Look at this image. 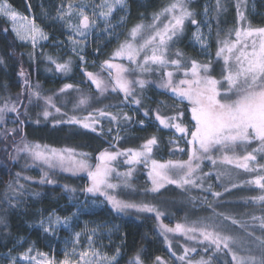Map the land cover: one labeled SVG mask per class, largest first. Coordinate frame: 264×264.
<instances>
[{
    "label": "snow or ice",
    "instance_id": "6c2138e0",
    "mask_svg": "<svg viewBox=\"0 0 264 264\" xmlns=\"http://www.w3.org/2000/svg\"><path fill=\"white\" fill-rule=\"evenodd\" d=\"M228 2L215 0L213 4L206 0L203 11L198 13L193 7L195 0H168L152 12L150 18L146 19L141 13L140 20L127 28L123 38L119 30L127 27L129 0H68L66 4L62 0L54 15L42 6L43 18L59 24L65 32L69 51L78 57L85 82H90L89 87L94 86L96 95L81 92L70 83H65L58 93L45 94L39 83H32L30 74L22 66L17 72L21 92L15 99L8 92V85H3L0 141L4 146L0 151L8 160L15 164L23 158L26 167L40 169V179L34 181L39 185H55L57 170L86 178L82 187L69 184L61 187L74 209L70 214L61 216L55 208L46 215L40 211L39 219L29 223V228L39 229L45 239L57 240L61 229L73 228L81 211L88 209L89 201L92 205L99 202L118 215L152 214L149 218L156 221V234L163 237L173 262L264 264V162H261L264 160V26H253L246 15L249 0H234L235 23L230 28L222 27V17L229 10ZM28 8L31 11V4ZM252 10L255 11L254 0ZM114 14L118 15L115 22ZM0 19L10 24V28L3 29L5 38H9V31L14 36V39L9 38L8 57L17 56L16 42H20L31 45L28 56L35 61L38 46L42 48L41 42L50 40L49 32L35 18L16 11L9 0H0ZM189 24L193 26L189 42L198 46L207 62L187 55L180 47ZM93 38L116 40L115 48L100 64L99 72L84 68L86 48ZM52 43L60 48L65 41L56 39ZM100 51L99 47L95 49L97 53ZM41 55L54 66L49 71L67 75L73 70L71 56L61 61L42 51ZM0 66L7 70L3 55H0ZM151 86L161 94H170L173 103L154 101L155 108L146 107L144 101ZM74 88L79 95L69 114L57 106L55 97ZM111 94L119 98V104H103V98ZM30 107L39 109L34 121L29 115ZM168 108L172 111L163 114ZM137 113L142 118L136 119ZM186 113L190 114L189 118ZM50 118L53 127L77 126L102 138L108 147L93 157L92 153L79 151L77 147L55 148L27 138L24 131L27 123L39 125ZM146 120L154 123L157 131L171 132L170 156L185 154L187 158L157 159L154 151L160 150L161 142L155 134L136 148L118 147L121 140L130 138L127 134L134 128L143 130ZM9 122L15 126L6 127ZM182 142L186 147L181 146ZM206 161L211 165L208 171L204 170ZM121 164L127 166L124 171L120 170ZM140 166L146 170L149 182L144 188L145 196L162 195L163 189L174 185L186 194L193 208H205L207 214L195 219L186 215L183 222L170 226L162 219L167 213L156 203L120 198L119 190H135L134 173ZM233 169L254 175L241 181ZM213 176L215 184L210 182ZM31 179L23 174V169L17 171L0 192V244L5 248L0 253V264H118L120 246L111 255L96 246L97 240L102 244L105 233L111 242L113 229L107 224L91 227L86 232V245L79 249L81 232H75L71 240L64 241L63 258L59 260L38 251L35 242L25 247L26 238L13 237L10 214L26 212L29 198L42 195L30 188L27 182ZM244 185L260 190L258 195L243 198V202L259 204L262 214L253 213L248 219H238L228 211L233 202L225 193ZM193 189L199 190L201 195L192 196ZM232 226L240 231L233 234ZM115 230H119L118 226ZM172 236H182L190 243L181 244L182 252L178 253L172 247ZM121 242H126V234ZM145 251L138 249L128 264H145L142 257ZM148 259L151 264H170L160 255Z\"/></svg>",
    "mask_w": 264,
    "mask_h": 264
},
{
    "label": "trees",
    "instance_id": "16d2710c",
    "mask_svg": "<svg viewBox=\"0 0 264 264\" xmlns=\"http://www.w3.org/2000/svg\"><path fill=\"white\" fill-rule=\"evenodd\" d=\"M9 2L18 10L23 13H27V7L29 1L27 0H9ZM31 2V0H30ZM33 2V1H32ZM168 0H149L147 3H141L136 0H131V13L128 23V28L133 24L138 22L141 18V13L144 17L150 18V14L159 9L162 4L167 3ZM202 1H195L193 7L198 8L199 4ZM215 0L212 1L214 4ZM228 12L222 17V27L230 28L235 23V7L234 0H229ZM251 19L253 26L262 27L264 26V14L251 15L247 13ZM9 27V25L2 19H0V55H3L6 59L7 70L5 71L4 67L0 66V95L5 94L3 85L6 83L8 85V92L13 96V99L21 92L20 78L17 76V72L22 66L29 74L32 83H39L41 89L45 94H55L63 87L65 83H70L77 85L85 82V78L80 72L79 69V60L72 56L71 58L74 61V66L72 72L66 77L49 75L46 69V62L43 56L38 55L36 51L35 61L29 59L28 53L32 51L31 47L23 46L16 42V51L17 56L15 58L8 57L9 43L10 39H14L12 33L9 31L8 37L5 38L3 35V29ZM10 28V27H9ZM50 32V31H49ZM53 34H57L51 31ZM190 36L186 33L184 40L180 44V47L184 52L198 60L201 61L200 55L195 49L189 44ZM213 47L215 44L213 42ZM19 53H24L23 56H20ZM56 57V55H53ZM65 60V59H63ZM100 61V59H98ZM87 70L93 71L96 67H91L87 65ZM151 98L145 99L144 104L146 107L155 108L156 103L154 101H165L167 104L171 105V99L165 95H157L151 89L149 90ZM116 101H120L116 96L111 99L105 100L103 104H112ZM112 102V103H111ZM165 115L169 114L172 109H164ZM164 114V113H163ZM142 118L139 114L136 116V119ZM146 123H149L146 120ZM7 125H10L9 123ZM24 131L27 133V138L33 142L40 144H47L55 148L67 147H77L79 151H85L92 153L93 157L98 154V151L108 147V144L102 139L97 137L95 134L87 133L84 130L78 129L77 126H56L53 127L51 123L39 124L35 126L30 122L27 123L24 127ZM79 132V134H76ZM126 135L125 133H121ZM157 135L160 139V150L158 151L161 155L168 156V138L167 132L159 131L156 132L152 126L140 130L138 127L134 128L131 133L127 135L130 137L125 140H121L118 147L128 148L138 147L145 139L151 135ZM182 144V143H181ZM4 146V142L0 141V148ZM9 150L10 147H9ZM156 151V153H158ZM158 153V154H159ZM183 158L186 155H181ZM169 157V156H168ZM181 157V158H182ZM177 158V157H175ZM180 158V156H179ZM262 161V160H261ZM7 167H4V165ZM20 171L19 163H12L8 160L7 156L0 151V192L4 189L5 185L11 180L15 172ZM215 184V177L210 181ZM30 188L35 189L42 193L39 198H29L27 211L24 213H12L10 214V230L13 237H24L26 238L25 247L28 243L35 242V246L41 250H44L49 255H54V249L61 247L59 243H55V240L45 239L41 231L37 228H29L28 224L39 219V212L43 211L45 215L55 208L61 216L70 214L74 209L66 199V196L61 191V187L64 184H69L74 187H82L86 183L85 178H72V177H62L61 186H52V185H39L32 182H27ZM216 190H222L217 188ZM260 192L259 189H244L239 187L232 192L227 194V199L232 201L231 207L228 211L236 214L238 219H248L251 214L255 213L256 215H261L262 210L259 204H244L243 198L249 196L258 195ZM192 196H199L201 193L199 191H191ZM83 199V197H81ZM150 201L156 203L167 213V221L173 222L175 218L184 219L187 215L190 219H195L199 216L206 215L207 211L205 208H193V205L188 202L186 194L181 193V191L175 187H169L162 192V195L158 194L156 196H150ZM86 220H95L98 222H112L120 223L122 226L123 235L126 234V242L124 243V256L118 262V264H128V261L133 257L135 252L138 249L144 248L145 252L142 253V257L145 260V264H151V261L148 257H154L155 255L162 256L165 260L170 261V264H178V262H173L170 258V254L167 251V245L163 242V237L156 234L155 225L156 222L153 218L149 217H138V218H123L117 214L109 211H100L92 214L85 215ZM8 246H11V240L9 241ZM178 245L173 244V249L176 251ZM21 251L23 249H20ZM5 248L0 244V253L4 252ZM56 255V254H55Z\"/></svg>",
    "mask_w": 264,
    "mask_h": 264
},
{
    "label": "rangeland",
    "instance_id": "374dc122",
    "mask_svg": "<svg viewBox=\"0 0 264 264\" xmlns=\"http://www.w3.org/2000/svg\"><path fill=\"white\" fill-rule=\"evenodd\" d=\"M28 1H29V4H31V11H29V8L27 7V13H23L22 11L16 9L10 2L9 3L19 13H21L25 16H29L31 18H35L37 23H39L45 29V31H47V32L50 31L49 32L50 40L47 42H41L42 48L40 46H38V48L36 50L38 52V55H41V51H42L44 54L56 55V57H58L61 61H63V59H67L70 56L71 57L74 56L69 51V47L67 46L66 34L62 30L61 26L59 24H54V22H52V21L45 20L41 14L42 13V6H43V10H46L50 15H54L56 8L60 5L62 0H31V2H30V0H28ZM136 1H139L141 3L149 2V0H136ZM195 1H197V0H195ZM200 1H202V2L199 4V6L197 8L198 13L203 11V6L206 2V0H200ZM212 1L213 0H209L210 3H212ZM63 2L66 4L68 2V0H63ZM252 3H253V0H249L246 15L248 12L254 16L258 15V14L259 15L264 14V0H254L255 11L252 10ZM129 4H130V13H131V0H129ZM129 18H130V15H129L127 22H126L127 27L119 30L121 33V38H123V34L127 31ZM199 18L200 17L198 16V19ZM116 19H118V15L114 14V22ZM7 24L10 27V24L9 23H7ZM192 30H193V26H191L189 24L187 34H188V36H190V38H191ZM51 31H53L54 33L56 32L57 34H53V33H51ZM56 39H59L61 41H65V44L63 46H61L60 48L55 47L52 42L55 41ZM18 43L23 45V46L31 47L30 44L25 45V44H22L20 42H18ZM189 44L200 55L201 62H207V57L199 52L198 46L194 47L190 42H189ZM115 46H116V40L114 38L112 40H95V38H93L92 42L86 48L85 54H86L87 63L84 65V68L87 70L86 67H87V65H89L91 67H96V69L93 70V72H99L100 71V64L111 55V52H112L113 48H115ZM97 47H99L101 49V51L99 53L95 52V49ZM214 51H215V48L212 46L213 57H214ZM74 57H76V56H74ZM76 58L78 59V57H76ZM98 59H100V61ZM45 62H46V69L45 70L47 72H49L48 73L49 75H56L59 77L62 76V74L56 73L54 70L49 71L48 69L50 67L54 69V66L49 65L46 60H45ZM117 62H119V61H117ZM124 63H127V62L124 61ZM79 65H80V61H79ZM79 69H80V72L82 73L80 66H79ZM70 73H68L67 75H69ZM67 75H63V77H66ZM82 75H83V73H82ZM84 78L86 81L85 76H84ZM89 85H90V82H87V83L84 82V83H80V84H77L74 86H77L81 92L89 93L90 95L95 96L96 93H95L94 86L89 87ZM150 89L152 91H154L157 95H165L168 98L170 96V94H161L160 90L156 89L154 86H151L146 93L145 99L151 98L150 94H149ZM78 95H79V92H77L75 90V88L69 89L66 93L55 97L56 102H57V106H60L62 108V111L67 112L69 114H72L73 102L76 100ZM114 97H116V95L111 94L107 98H103V102H105V100H107V99H111ZM12 98H13V96H12ZM119 103H120V101H116L115 103H112V104H119ZM171 103H173L172 100H171ZM95 106H103V104H96ZM126 110H128V109H126ZM38 111H39V109H36L34 107L29 108V115L32 117L33 121L35 120ZM163 113L165 114V110H163ZM129 114L132 115L131 110H129ZM139 114L140 113H137L136 116H138ZM189 117H190V114L186 113V118H189ZM11 118H12V114H10V117H9L10 121H11ZM51 120H52V118H50L48 122L42 121L40 124H44V123H51L52 124ZM30 123L35 125V126H39V125L35 124L34 122H30ZM9 124L10 125H6V127L11 128V127L15 126L11 122H9ZM58 126H63V125H58ZM149 126H152L153 129L156 130V132H159V131H157L156 125L154 123H146L145 128H148ZM162 131L167 132L168 138L171 137V132L169 130H162ZM181 146L186 147V145H184L183 142H182ZM158 153H156V151H154V155L156 156L157 159L166 160V159H170V158H175V157L170 156L169 154H168V156H169L168 157V156H164V155H161L160 153L159 154ZM181 155H183V154H177V158H179V156L181 158L182 157ZM186 158H187V156L183 159H186ZM258 159H259V157H258ZM261 162H264V160H262ZM18 163L20 165V171L23 169V174L32 178L31 181H29V182L35 183L34 181H38L40 179V175H41L40 169L33 168L30 166L26 167V163H25V160L23 158H21ZM28 164L30 165V161L28 162ZM126 167H127L126 165L121 164L120 170L124 171L126 169ZM210 169H211V165L209 162L206 161L204 170L208 171ZM233 172H234V174H238V179L241 181L244 179H249L254 175L252 173H245L242 170L233 169ZM62 177L84 178V177H74L70 173H62V172H59V170H57L54 174V179L57 181V183L55 185H52V186H61L62 184L60 182H61ZM134 177H135V179L133 181V188L135 190L123 189V190H119L117 194L120 196V198H124V199H131V200H135V201H140L143 199L150 200L149 198H150V196H152V194H148L147 196H145V194H144V188L149 185V182H148V179L146 176V170L143 169L142 166H140L138 168L137 172L134 173ZM36 184H38V183H36ZM169 187H175V186L174 185L167 186V188H169ZM241 188L256 189V188L249 186V185H244ZM166 189H163L162 192ZM195 190L199 191L197 189H194V191ZM227 194H229V193H225V197H227ZM100 211H105V212L109 213V211H111V209L106 204L100 205L98 202L96 205H92L91 202L89 201L88 209L81 211L78 220H76L74 222L73 228L70 230L61 229L59 231V233H58L59 239L55 240V243L56 244L59 243L61 247L57 248V250L56 249L53 250V252L56 254V255L54 254L56 259L59 260V259L63 258V251L65 248L64 241L65 240H71L72 236L75 232H81L80 245L77 246L79 249V248H82L83 246H85L87 243L86 232L88 230H90V228L93 226L104 225V224H107L110 228L113 229V231L111 233V242H109V236L105 233L104 235H102V244H101L100 240H97L96 246L100 247L101 251L107 252L109 255L114 253V250L117 246H120L122 249V252H121V257H120L119 261L123 258V256H124V252H123L124 243L122 244L121 237L124 235L122 233L121 224L119 222L116 223L115 221L103 223V222H98L95 220H86L85 219V215L92 214L95 212H100ZM151 215L152 214H145V213H141V214L129 213L128 215H118V216H121L123 218H129V217L138 218V217H150ZM162 219H163V222L165 224H169L170 226H174L176 223L183 222V220H184L181 218H175L174 219L175 221L168 222L170 220L167 221V215ZM117 226L119 228L118 231L115 230ZM230 231L233 234H235L236 232H239L240 230L236 229L235 226H232V228H230ZM257 233L259 234L258 229H257ZM42 235L44 236V234H42ZM186 243H190V242L185 241L182 236H172V247H173V244L178 245L177 246L178 249L176 250L178 253L182 252V248L180 247V245L186 244ZM35 248L38 251L45 252L44 250H41V249L37 248L36 246H35ZM45 253H47V252H45ZM190 255H194V254H190ZM178 264H179V262H178Z\"/></svg>",
    "mask_w": 264,
    "mask_h": 264
}]
</instances>
